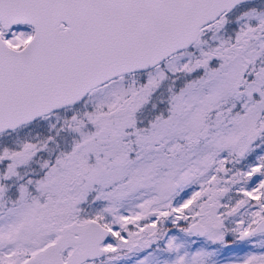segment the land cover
Segmentation results:
<instances>
[{
	"label": "snow or ice",
	"instance_id": "6c2138e0",
	"mask_svg": "<svg viewBox=\"0 0 264 264\" xmlns=\"http://www.w3.org/2000/svg\"><path fill=\"white\" fill-rule=\"evenodd\" d=\"M0 264H264V0H0Z\"/></svg>",
	"mask_w": 264,
	"mask_h": 264
}]
</instances>
